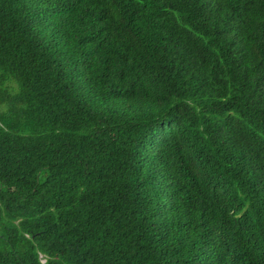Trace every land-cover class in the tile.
<instances>
[{
	"label": "trees",
	"instance_id": "16d2710c",
	"mask_svg": "<svg viewBox=\"0 0 264 264\" xmlns=\"http://www.w3.org/2000/svg\"><path fill=\"white\" fill-rule=\"evenodd\" d=\"M0 264H264V0H0Z\"/></svg>",
	"mask_w": 264,
	"mask_h": 264
},
{
	"label": "rangeland",
	"instance_id": "374dc122",
	"mask_svg": "<svg viewBox=\"0 0 264 264\" xmlns=\"http://www.w3.org/2000/svg\"><path fill=\"white\" fill-rule=\"evenodd\" d=\"M8 227H10V225H7Z\"/></svg>",
	"mask_w": 264,
	"mask_h": 264
}]
</instances>
